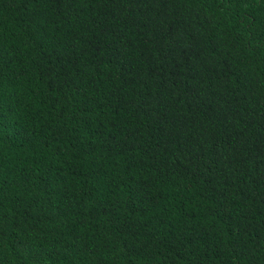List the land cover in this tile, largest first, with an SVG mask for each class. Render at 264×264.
Instances as JSON below:
<instances>
[{
    "label": "trees",
    "instance_id": "trees-1",
    "mask_svg": "<svg viewBox=\"0 0 264 264\" xmlns=\"http://www.w3.org/2000/svg\"><path fill=\"white\" fill-rule=\"evenodd\" d=\"M0 264H264V0H0Z\"/></svg>",
    "mask_w": 264,
    "mask_h": 264
}]
</instances>
